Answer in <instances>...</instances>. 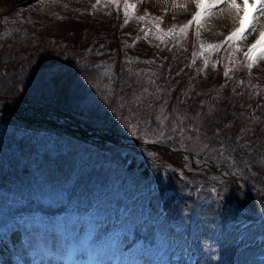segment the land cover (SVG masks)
I'll use <instances>...</instances> for the list:
<instances>
[{"label": "rangeland", "instance_id": "obj_1", "mask_svg": "<svg viewBox=\"0 0 264 264\" xmlns=\"http://www.w3.org/2000/svg\"><path fill=\"white\" fill-rule=\"evenodd\" d=\"M46 1L26 0L24 5L32 3L36 7ZM59 1L50 2L54 6ZM63 2L65 5L60 10L90 33L103 29L105 34L117 28L124 34L131 32L130 37L145 29L147 33L142 34V39L156 43L153 49L160 50L158 44L162 41V47L170 49V55L178 60L171 59L170 63L166 57L164 59L165 63L173 64L171 77L176 83L183 70L190 74L192 67L198 64L206 74L204 86L211 88L212 82L218 85L223 82L220 91L226 93L230 81L228 85L224 78L229 76L231 68H235V73L243 68L245 75L261 84L264 92V59L249 70L250 61L245 56L259 33L264 32L262 14H253L258 23L254 29L246 31V38L226 41L239 27L236 11L227 3L218 4L210 16H202L196 22L193 18L203 11L197 8L196 0ZM126 5L131 7L126 9ZM121 11L128 13L126 22L119 20ZM64 37L70 43L76 42L75 36ZM209 45L221 46L211 48ZM123 46L125 50L136 47L127 39ZM10 49L12 58L17 50L14 41ZM42 53L30 64L31 69H25L32 74L28 88L31 99L0 94V101H17L33 108L25 114L29 117L25 121L0 113V218L11 221L7 229H0V236L5 235L0 239V264H264V190L242 162L227 159L221 153V144L211 136L188 128L179 135V150L157 151V140L169 133L162 135L168 100L164 102V95L153 86L138 90L134 97L136 105L127 109L131 134L112 125L102 126L92 114L82 119L61 110L60 105L66 101L65 90L78 71L76 68H70L67 73L53 70L57 57L52 52L49 56ZM1 69L4 78L0 81V90L4 80L10 79L18 68L9 58ZM146 72L150 73L148 68ZM220 75L223 79H219ZM96 76V91L86 103L93 112L104 99L101 90L109 87V71L101 70ZM21 84L27 87V79ZM123 107L118 108L120 113L117 114H121ZM47 120L56 126L48 124ZM75 129L81 136L72 131ZM39 150L43 151L41 155H38ZM85 156L84 166L100 159L111 175L123 171L125 159L127 181L139 189L134 196L126 185L122 189L116 187L113 196L108 198L101 194L94 218L76 220L75 210L84 205V200L77 201L71 192L79 170L88 169L81 166ZM202 178L209 179L208 188L204 189L203 182L197 181ZM149 183L153 184V189L143 196L145 189L141 186ZM191 189L196 190L198 202H193ZM162 196L166 199L159 202ZM117 198L120 213L110 216L108 207ZM192 205H196V210ZM60 209L65 212L52 218L56 216L52 213ZM227 211L252 218L262 214V222L256 219V225L243 233L238 227L227 225ZM19 213V220L14 222ZM136 228L147 243L120 250L132 239ZM101 233L107 239L105 243H102Z\"/></svg>", "mask_w": 264, "mask_h": 264}, {"label": "trees", "instance_id": "obj_2", "mask_svg": "<svg viewBox=\"0 0 264 264\" xmlns=\"http://www.w3.org/2000/svg\"><path fill=\"white\" fill-rule=\"evenodd\" d=\"M50 1L47 0L35 7L32 3L24 5L26 0H0V81L4 78L1 75V66L5 65L9 58L11 63L18 68L10 79L4 80L0 94L31 99L28 88L32 74L26 73L25 69H31L30 64L36 62L38 56L43 54L42 52L47 53L48 56L52 52L58 59L53 65V70L67 73L71 71L70 68L72 70L76 68L78 71L73 74L65 90L66 101L59 108L82 119H88L92 114L102 126L112 125L122 132L131 134L128 128L129 112L127 109L136 105L134 97L138 94V90L143 91L146 87L153 86L155 91L158 90L164 95V102L168 100V103L166 102L167 112L163 117L162 135H165V132L169 133L165 138L157 140L158 147L166 148L170 152L172 148L179 150V135L184 132L185 128L207 134L221 144V153L227 159L242 162L248 168L249 173L261 183L264 190V92L261 84H257L245 75L243 68L239 69V73H235V68H231L229 76L224 78L227 83L230 81L226 93L220 91L219 86L223 85V82L218 85L211 81L213 84L211 88L204 86L206 74L201 71L198 64L192 67L190 74L187 70H183L180 74L181 79L176 83L177 80L174 82L171 77L175 69L173 64H167L164 60L166 57L170 62L174 55H170V49L162 47V41L158 44V46L161 45L160 50L159 48L153 49L156 43L151 39H142L147 33L144 32L145 29H140L141 32H138V35L134 34L130 37L131 32L129 35L124 34V31H118L117 28L105 34L103 29H95L90 33L83 27L80 28L77 21L69 19L68 15L60 10L65 5L63 0L54 6ZM22 5L24 6L21 7ZM68 20L70 23L66 22ZM119 20L127 21L125 11L120 12ZM65 28L69 30L65 32ZM63 36L67 38L75 36L76 42L70 43L65 37L63 39ZM125 39L136 47L125 50L123 46ZM13 41L17 50L11 58L10 43ZM35 47L40 48L35 50ZM36 52L39 53L33 56ZM26 57L29 58V62L28 58L24 59ZM147 68L150 73L146 72ZM101 70L109 71V87L107 90H101L104 99L101 100V106L97 108V111L93 112L91 105H86V103L91 94L96 91L95 82L98 81L96 75ZM157 73L158 76H156ZM211 73L213 75L214 71L212 70ZM23 79H27V87L21 84ZM219 79L223 77L220 75ZM38 101L41 102L40 98ZM120 106L124 107L121 114H117L120 113L118 111ZM158 147L157 151H161L162 149ZM42 152L39 150L38 155ZM85 159L86 156L82 157L83 165L81 166L88 169L79 170L80 173L72 185L71 194L77 197V201L84 200V205L75 210L76 220L82 217L93 219L99 199H101L99 195L103 194L105 198L113 196L111 194L114 193L116 187L122 189L126 185L133 196L138 192L139 188L127 181L129 173L125 172L127 168L125 159L124 163L122 162L123 171L114 172L113 175L102 164V161L100 163V159L89 160L90 166L87 167L84 166ZM208 170L213 171L211 167H208ZM139 173L145 172L139 171ZM208 180L197 179L203 182L204 189L209 187L207 186ZM152 185L149 183L147 186H141V189H145L142 192L143 196L152 191ZM191 193L194 198L193 202H198L199 196L197 197L196 190L191 189ZM118 199L108 207L110 216L120 213ZM164 199H166L165 196L160 197L159 202H163ZM192 208L196 210V205H192ZM63 212L65 209L53 212L52 214L56 216L52 218L56 219L57 214ZM227 214L229 215L227 225L236 226L243 233L256 225V219L262 222V214L255 218L230 211L229 213L227 211ZM19 218L20 213L16 215V218L14 217V222H17ZM119 219L122 220V218ZM10 223L9 219L0 218V229L8 227ZM4 237L5 235H2L0 239ZM240 237L241 235L239 239ZM131 238L120 250L127 251L132 246L147 243L146 237L142 236L138 228L134 229ZM101 239L102 243L107 240L103 233H101ZM258 242L261 243L260 240Z\"/></svg>", "mask_w": 264, "mask_h": 264}, {"label": "snow or ice", "instance_id": "obj_3", "mask_svg": "<svg viewBox=\"0 0 264 264\" xmlns=\"http://www.w3.org/2000/svg\"><path fill=\"white\" fill-rule=\"evenodd\" d=\"M197 8L203 9V11H199L197 15L193 18L194 21L199 22L202 16H210L212 14L213 9L220 3H227L229 8L236 11V14L239 19V27L233 31L228 37H226V41H235L239 39L246 38L245 33L248 29H254L255 24L258 23V20H254L253 14L259 13L264 15V0H196ZM131 7L130 5H126V9ZM127 11L125 15H127ZM140 19H144L140 17ZM192 21L189 22L191 24ZM185 28L188 25L184 26ZM183 31V29H181ZM221 45H209L211 48H218ZM239 49H237L238 51ZM245 56L250 61L248 68H251L256 64V62L260 59H264V32L259 33V38L253 43L248 51L245 53ZM227 75V73H225Z\"/></svg>", "mask_w": 264, "mask_h": 264}, {"label": "bare ground", "instance_id": "obj_4", "mask_svg": "<svg viewBox=\"0 0 264 264\" xmlns=\"http://www.w3.org/2000/svg\"><path fill=\"white\" fill-rule=\"evenodd\" d=\"M31 110H33L32 107L22 105L17 101H0V113L12 115L14 118L19 120L22 118H27L25 114ZM36 264H40V262H36Z\"/></svg>", "mask_w": 264, "mask_h": 264}, {"label": "water", "instance_id": "obj_5", "mask_svg": "<svg viewBox=\"0 0 264 264\" xmlns=\"http://www.w3.org/2000/svg\"><path fill=\"white\" fill-rule=\"evenodd\" d=\"M47 123L54 125V123L52 121H47ZM54 126H56V125H54ZM79 134H81V133L79 132Z\"/></svg>", "mask_w": 264, "mask_h": 264}]
</instances>
